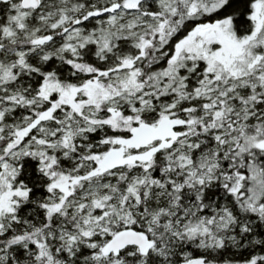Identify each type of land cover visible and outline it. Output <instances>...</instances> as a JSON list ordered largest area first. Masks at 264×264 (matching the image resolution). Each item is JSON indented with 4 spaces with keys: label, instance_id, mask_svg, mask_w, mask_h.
I'll list each match as a JSON object with an SVG mask.
<instances>
[{
    "label": "snow or ice",
    "instance_id": "1",
    "mask_svg": "<svg viewBox=\"0 0 264 264\" xmlns=\"http://www.w3.org/2000/svg\"><path fill=\"white\" fill-rule=\"evenodd\" d=\"M0 264H264V0H0Z\"/></svg>",
    "mask_w": 264,
    "mask_h": 264
}]
</instances>
